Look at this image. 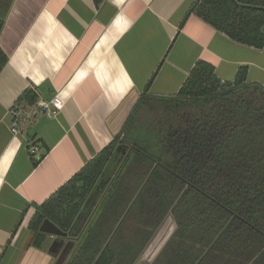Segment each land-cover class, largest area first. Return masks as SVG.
Masks as SVG:
<instances>
[{
    "label": "trees",
    "instance_id": "trees-1",
    "mask_svg": "<svg viewBox=\"0 0 264 264\" xmlns=\"http://www.w3.org/2000/svg\"><path fill=\"white\" fill-rule=\"evenodd\" d=\"M13 2L0 0V33ZM191 15L264 49V0H195ZM6 63L0 49V72ZM36 101L27 90L17 106ZM88 209L75 238L40 231L47 222L67 234ZM169 219L174 231L150 264L166 253L163 264H264V88L247 82L245 68L222 82L197 61L176 95H142L113 140L35 207L30 246L50 239L47 251L70 253L67 264H138Z\"/></svg>",
    "mask_w": 264,
    "mask_h": 264
},
{
    "label": "crops",
    "instance_id": "crops-1",
    "mask_svg": "<svg viewBox=\"0 0 264 264\" xmlns=\"http://www.w3.org/2000/svg\"><path fill=\"white\" fill-rule=\"evenodd\" d=\"M194 1L14 0L0 33L7 57L0 72V264L68 263L70 253L47 251L57 236L48 234L43 249L30 246L35 207L113 140L142 95H176L197 61L222 82L245 68L247 82L264 88V49L186 16ZM27 90L37 101L59 96L63 107L51 118L38 114L14 137L11 112L30 106H17Z\"/></svg>",
    "mask_w": 264,
    "mask_h": 264
},
{
    "label": "built area",
    "instance_id": "built-area-1",
    "mask_svg": "<svg viewBox=\"0 0 264 264\" xmlns=\"http://www.w3.org/2000/svg\"><path fill=\"white\" fill-rule=\"evenodd\" d=\"M63 107V101L59 96H54L49 101L38 100L35 104L28 106L27 109L16 107L12 110L11 115L14 117L10 126V133L16 137L22 133L25 126L32 123L38 114H44L51 118L58 114ZM37 148H32L31 153L35 154Z\"/></svg>",
    "mask_w": 264,
    "mask_h": 264
},
{
    "label": "water",
    "instance_id": "water-1",
    "mask_svg": "<svg viewBox=\"0 0 264 264\" xmlns=\"http://www.w3.org/2000/svg\"><path fill=\"white\" fill-rule=\"evenodd\" d=\"M92 199H93V195H91L88 200L86 201L85 203V207L88 206L90 204V202H92ZM93 205L90 206V208H92ZM85 210L81 211L80 214L77 216L73 226H72V229L70 232H68L67 234L65 233H62L60 232L59 230H57L53 225H50L48 224L47 222H44L40 228V231L42 233H45V234H50V235H54V236H57V237H63V238H67V237H70V238H75L77 237L78 233L80 231H82V229L84 228L87 220H88V216L91 214V210L88 209L86 212L87 214H84ZM76 232H73L75 231Z\"/></svg>",
    "mask_w": 264,
    "mask_h": 264
},
{
    "label": "rangeland",
    "instance_id": "rangeland-1",
    "mask_svg": "<svg viewBox=\"0 0 264 264\" xmlns=\"http://www.w3.org/2000/svg\"><path fill=\"white\" fill-rule=\"evenodd\" d=\"M173 228L172 222L166 220L162 226L158 229L157 233L155 234L154 238L150 241L147 248L145 249L143 255L141 256L140 260L144 261V258L147 259L144 262H150L153 257L158 253L159 249L162 247L166 237L169 235L170 231ZM168 254L166 253L164 257L161 260V263L157 264H163V260L168 257ZM140 264V263H139Z\"/></svg>",
    "mask_w": 264,
    "mask_h": 264
}]
</instances>
